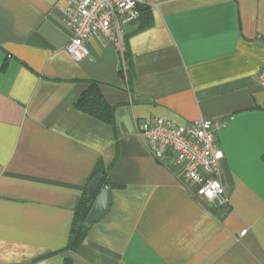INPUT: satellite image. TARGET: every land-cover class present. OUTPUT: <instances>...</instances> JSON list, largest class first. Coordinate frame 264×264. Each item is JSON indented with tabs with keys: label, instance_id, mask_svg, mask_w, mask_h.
I'll use <instances>...</instances> for the list:
<instances>
[{
	"label": "crops",
	"instance_id": "0c3cea01",
	"mask_svg": "<svg viewBox=\"0 0 264 264\" xmlns=\"http://www.w3.org/2000/svg\"><path fill=\"white\" fill-rule=\"evenodd\" d=\"M68 2L0 0V264H264V0H142L124 57L91 40L82 62ZM90 81L109 122L76 107ZM157 118L224 125L225 215L150 154ZM96 172L110 209L72 247Z\"/></svg>",
	"mask_w": 264,
	"mask_h": 264
},
{
	"label": "built area",
	"instance_id": "2783aa9c",
	"mask_svg": "<svg viewBox=\"0 0 264 264\" xmlns=\"http://www.w3.org/2000/svg\"><path fill=\"white\" fill-rule=\"evenodd\" d=\"M141 2L142 0H69L68 6L62 10L65 28L71 35L66 46L67 53L76 62H82L90 56L91 40L101 45L110 41L124 57V28L138 19ZM121 70L124 74L127 73L125 61ZM258 83L264 87V66L258 74ZM222 126L224 125L211 120L179 125L168 119L157 118L151 122H143L139 126V135L156 160L165 165L181 166L184 184L195 198L225 215L228 199L224 193L220 170L224 153L216 142L217 131ZM246 232L243 231L241 236Z\"/></svg>",
	"mask_w": 264,
	"mask_h": 264
},
{
	"label": "trees",
	"instance_id": "16d2710c",
	"mask_svg": "<svg viewBox=\"0 0 264 264\" xmlns=\"http://www.w3.org/2000/svg\"><path fill=\"white\" fill-rule=\"evenodd\" d=\"M121 74L124 75V72L122 70ZM126 74L128 75V72ZM76 107L92 116H95L100 120H103L105 122L111 121L112 109L102 96L99 83L95 81H90L88 88L78 99ZM98 176H101L102 180L98 185V190L96 194L92 195L88 190V192L83 196L75 212V221L72 229L71 238L72 247L78 245L83 240L85 233L89 229L90 225L87 224V217L92 209V206L97 198L98 193L105 188L109 190L110 183L108 181L107 175L104 172H96L95 176L92 179V183Z\"/></svg>",
	"mask_w": 264,
	"mask_h": 264
},
{
	"label": "water",
	"instance_id": "95a60500",
	"mask_svg": "<svg viewBox=\"0 0 264 264\" xmlns=\"http://www.w3.org/2000/svg\"><path fill=\"white\" fill-rule=\"evenodd\" d=\"M102 177L98 176L93 181L92 185L89 187L90 194H96L98 190V185L101 182ZM111 204V194L110 191L105 188L101 190L92 206V209L87 217V224L92 225L102 219L109 211Z\"/></svg>",
	"mask_w": 264,
	"mask_h": 264
}]
</instances>
